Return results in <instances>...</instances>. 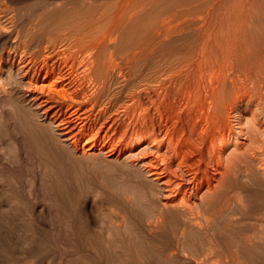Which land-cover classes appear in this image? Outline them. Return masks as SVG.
<instances>
[{
	"label": "bare ground",
	"instance_id": "bare-ground-1",
	"mask_svg": "<svg viewBox=\"0 0 264 264\" xmlns=\"http://www.w3.org/2000/svg\"><path fill=\"white\" fill-rule=\"evenodd\" d=\"M165 11L153 10L151 0H118L92 20L67 25L41 61L25 51L17 56L23 98L36 119L68 152L132 170L154 196L148 234L170 215L183 224L181 239L209 233L224 209L243 203V190L233 186L240 178L264 186V0H215L193 19ZM190 31L185 57L134 78L141 61L144 68ZM121 197L123 209L137 201L131 187ZM117 216L121 246L132 255L139 236L124 213ZM185 248L178 249L185 258L197 256ZM6 258V246L0 247L1 264ZM231 261L207 252L198 262Z\"/></svg>",
	"mask_w": 264,
	"mask_h": 264
},
{
	"label": "rangeland",
	"instance_id": "rangeland-1",
	"mask_svg": "<svg viewBox=\"0 0 264 264\" xmlns=\"http://www.w3.org/2000/svg\"><path fill=\"white\" fill-rule=\"evenodd\" d=\"M117 1L0 0V247L7 248L5 264H125L131 254L121 246V230L116 228L117 215L122 213L140 242L131 244L135 250L131 249L133 258L129 260L134 261L128 260L129 264H209L198 262L207 252L232 258L226 264H264V232H261L264 231V186L244 178L237 180L233 186L243 190L245 194L242 192L240 196L245 204L224 209L222 218L205 235L187 232L180 239L183 224L170 215L150 235L147 219L154 207V196L148 185L121 163L72 152L73 156L53 129L36 119L24 100L23 92L27 89L19 68V52L25 51L41 61L45 48L58 44L67 25L92 20ZM214 1L151 0V7L165 9L168 14L182 10L193 19ZM144 19L150 21L147 16ZM191 32L180 42L167 46L169 50L154 54L144 68L141 61L134 78L139 80L151 72H161L171 61L185 57L183 52L194 38L190 37ZM78 50V46L73 48L77 55ZM6 54H10V60L5 58ZM110 88L115 93L117 85L112 83ZM127 187L134 190L137 201L123 209L121 196ZM258 233H262L261 237ZM185 246L187 251L197 250V256L188 254L185 258L178 250H186Z\"/></svg>",
	"mask_w": 264,
	"mask_h": 264
}]
</instances>
